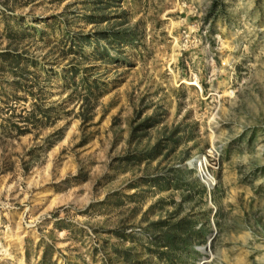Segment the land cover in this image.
<instances>
[{"label":"rangeland","instance_id":"rangeland-1","mask_svg":"<svg viewBox=\"0 0 264 264\" xmlns=\"http://www.w3.org/2000/svg\"><path fill=\"white\" fill-rule=\"evenodd\" d=\"M121 20L133 45L98 40ZM167 252L264 264V0H0V264Z\"/></svg>","mask_w":264,"mask_h":264},{"label":"trees","instance_id":"trees-1","mask_svg":"<svg viewBox=\"0 0 264 264\" xmlns=\"http://www.w3.org/2000/svg\"><path fill=\"white\" fill-rule=\"evenodd\" d=\"M99 2V1H98ZM104 5L98 4L97 6L93 7V13H90L88 16V18L92 21L95 22L97 24L103 22L106 18L107 15L106 13H104V8H108V5L105 4L106 7H103ZM126 21L125 20H121L119 21L118 25L120 26L119 29H113L109 31V34H105L103 31H98V36H100V38L98 40H100L101 38L103 39H107L108 42L112 45L114 43H127L130 45H133L135 40H134V34L133 32H131L128 28H125ZM89 36L81 37L80 41L83 43L84 42H90V39H88ZM12 41H10L11 44ZM79 43V45L82 43ZM11 51H6V53H2V57L3 61L7 66H9L13 71H15L17 68L21 67V62H22V55H17V48L14 49V53H10ZM106 53V52H104ZM108 57H110V55L107 54ZM103 58V57H102ZM28 91L30 92L31 95L36 96V94H34V89H30V87L28 88ZM92 91H90L89 88V94L81 100V104L82 106H84V103L86 102L87 105V112H92L93 110V105L90 103V97H91ZM32 108L30 110L25 109L27 112V116L25 117H20L21 121L19 123V121L13 122V126L15 128V130L18 132L17 134L20 135L22 133H29L32 132V128L33 127H40L41 124H43V118L48 120L51 116V111H52V107L51 106H47L44 103H37L36 101H34L32 103ZM85 115V113L83 114ZM85 119V117H84ZM9 120L10 118H6V121ZM166 247H172V243L171 241H168V243H165ZM160 254V253H159ZM163 254V253H162ZM161 254V255H162ZM169 258V263L173 264L174 262H177L175 259H173L167 252L166 255ZM42 257H47V250H45L43 252ZM178 263V262H177Z\"/></svg>","mask_w":264,"mask_h":264}]
</instances>
